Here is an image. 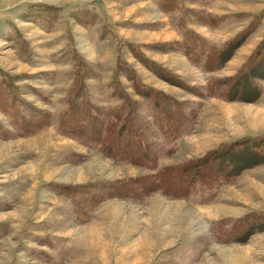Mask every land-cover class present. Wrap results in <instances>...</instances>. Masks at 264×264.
<instances>
[{
    "label": "rangeland",
    "instance_id": "rangeland-1",
    "mask_svg": "<svg viewBox=\"0 0 264 264\" xmlns=\"http://www.w3.org/2000/svg\"><path fill=\"white\" fill-rule=\"evenodd\" d=\"M255 68L264 0H0V264H264Z\"/></svg>",
    "mask_w": 264,
    "mask_h": 264
},
{
    "label": "trees",
    "instance_id": "trees-1",
    "mask_svg": "<svg viewBox=\"0 0 264 264\" xmlns=\"http://www.w3.org/2000/svg\"><path fill=\"white\" fill-rule=\"evenodd\" d=\"M232 50H233V47H231L230 53H232ZM257 69L258 68L252 69L249 72L251 73V75H254V77H259L261 79H264V74H262V75L260 73L256 74V73H258ZM125 118H128V115ZM123 129L125 130V128H123ZM248 142L249 141H247V143ZM236 147L237 146H229V147L224 149V151L226 152L225 155H227L225 160H227L229 162V165H232V166H230V173L234 172V174H237L238 172L236 173V171L239 167L240 168L238 169V171H243V170L249 169V168L257 165L259 162H261V161H255L257 157H261V153L259 151L252 150V149H246V148H242V150L239 151V150H237ZM242 147H245V146H242ZM221 152H223V150ZM262 156H264V155H262Z\"/></svg>",
    "mask_w": 264,
    "mask_h": 264
}]
</instances>
